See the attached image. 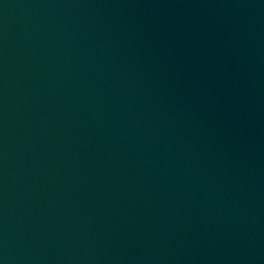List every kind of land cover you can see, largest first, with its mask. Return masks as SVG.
I'll list each match as a JSON object with an SVG mask.
<instances>
[{
	"label": "water",
	"instance_id": "water-1",
	"mask_svg": "<svg viewBox=\"0 0 264 264\" xmlns=\"http://www.w3.org/2000/svg\"><path fill=\"white\" fill-rule=\"evenodd\" d=\"M0 264H264V0H0Z\"/></svg>",
	"mask_w": 264,
	"mask_h": 264
}]
</instances>
